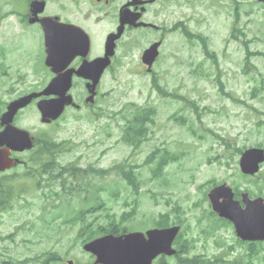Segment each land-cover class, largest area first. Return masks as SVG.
Listing matches in <instances>:
<instances>
[{"label": "rangeland", "instance_id": "1", "mask_svg": "<svg viewBox=\"0 0 264 264\" xmlns=\"http://www.w3.org/2000/svg\"><path fill=\"white\" fill-rule=\"evenodd\" d=\"M198 1V23H206L195 25L193 21L190 28L206 35L214 28L220 38H225L223 44H212L219 52L225 47V52L218 58L219 64L207 58L202 46H183L181 38L173 34L168 37L165 59L159 64L158 74L153 77L139 71L134 65L139 62L136 49H123L124 56L115 67L114 74L108 75L102 86L105 96L96 112H104L105 116L100 120L88 118L80 121L72 118L60 125L48 126L41 122L34 105L21 112L17 120L21 128L29 130L34 136L44 131L54 135L57 140L74 143L69 152L59 156L58 162L62 166L110 169L124 162L142 165L136 170L141 182L138 196L133 194L132 187L115 170L103 178L94 179L101 187L100 197L107 202L108 210L97 215L102 225L107 224L109 219L121 221L127 216L126 213L131 214L134 200L138 208L128 223L132 222L135 228L151 226L154 217L171 211L178 204L186 212L184 216L191 227L189 239H198L191 252L192 257L203 255L213 259L228 252L231 246L235 250L230 256L235 259L245 253V248L237 241L232 227L219 226L214 231L210 230V226L225 225V222L217 215L208 216L211 209L204 193L211 190L216 182L231 187L236 182L241 190H255V179L252 178L253 182L245 181L246 176L241 175V155L234 148L228 150L218 138L230 140L236 149L257 148L258 144L264 149V56H253L250 65L241 43L229 40L228 33L214 27L216 20L212 16L211 4L218 0ZM27 2L0 0V46L5 45L1 55H6L0 63L4 64L9 74L7 77L0 74V98L4 99L3 103L14 91L18 93L11 100L27 91V86L22 83L25 79L27 83L34 82L33 86L41 88L48 78L47 73L43 72H47V69L42 62L39 67L43 70L36 67L35 74L31 72L23 62L25 51L20 46L28 50L34 48V54H42L43 41L38 34L31 37L23 33L26 30L19 23L17 15L9 16L24 9ZM219 2L233 4L231 0ZM249 2L248 8L252 9L253 14L248 17L247 36L252 38L258 35L261 41L254 42L252 47L264 51V26L260 25L264 23V11L254 0ZM59 6L60 3L53 2L49 9L57 12L62 8ZM252 33L256 35L251 37ZM154 79L159 80L163 92L182 95L184 102L174 96H161L153 88ZM220 83L235 99L221 92L224 88ZM189 100L188 107L186 104ZM148 105L157 109L154 123L150 124L149 140L134 151L133 147L122 141L125 119L119 110L125 107L128 114ZM163 146L177 155L178 162L169 163L165 176L158 178L153 174L154 165H146L144 161L149 155H153L156 161L158 150ZM30 172V165L10 172L14 180L13 183L9 181L7 187H12L13 198L9 204L0 207V264H40L50 253H57L62 258V262L51 264H68L69 260L74 264H94V257L83 250L82 240L85 237L80 233V226L72 227L65 223V217H71L73 208L78 207L79 198L71 199L69 210L54 211L51 201L44 196V193L51 195V189L37 187L38 179L27 177ZM260 173L264 174V166ZM208 184L207 188L203 187ZM24 186L26 192H22ZM52 190L60 191V188L55 186ZM200 217L203 219L197 223ZM201 231L207 233L208 238L201 235ZM171 263L176 264V261L172 260Z\"/></svg>", "mask_w": 264, "mask_h": 264}, {"label": "flooded vegetation", "instance_id": "2", "mask_svg": "<svg viewBox=\"0 0 264 264\" xmlns=\"http://www.w3.org/2000/svg\"><path fill=\"white\" fill-rule=\"evenodd\" d=\"M33 1L35 0H30V3L28 6H26L25 10L30 7V4ZM46 1L51 4L56 0ZM231 1L233 4L219 2V0L213 1L211 4L212 16L216 20L214 27H218L221 29V31L228 33L229 40L240 42L246 56L250 52L260 53L257 49L252 47V44L254 42H260L261 38H259L258 35L256 37H252V35H256L254 33L251 34L252 38H248L247 36L246 28L248 25V17L253 14L252 9L249 10L248 8L250 5L249 0ZM254 3L259 4L261 6V10L264 11L263 0H254ZM199 5L200 3L198 0H67V4H65V6L57 13L53 12L52 10L48 11L47 9L43 14L39 15L40 19L44 17L58 18L59 23L78 26L82 28L87 34V36L82 34L83 42L85 44L82 45L78 43L77 50L79 51V54L72 61H70L63 70V72H73L72 86L68 94L73 97L75 102V105L65 108L63 114L64 118L69 116L70 113H78L83 115L95 113L98 102H100L105 96L101 91L103 79H101L99 85L96 88L97 94L93 99L94 103H91L92 99L90 90L93 88L96 77H80L76 74V71H78L84 64H90L99 58L105 57L107 54V40L109 36L118 34L120 30H122L120 36L116 40V54L111 58V64L104 74L108 73L112 75L115 72V67L119 64L121 58L124 56L123 49H136L138 51L139 58L141 59L144 52L154 45H158L159 51V57L153 67L155 72H157L160 61L167 53L168 37L173 34L181 38L184 43L183 46L196 45L200 47H208L210 57L216 58L217 56V58H219L220 54L225 52V47L223 46L221 52H219L212 44H223L226 42L225 38H220V34H218L214 28L208 35L196 33L190 28L191 22L193 21L195 25H202L206 23H198L196 13ZM175 16L176 18L173 19ZM22 18L24 19L26 25L31 19V14L25 11L24 15H22ZM260 25L264 26V23ZM32 27L36 29V34L38 32H43L40 23H35L32 25ZM87 41L88 48L86 45ZM192 42H195L196 44ZM24 64L28 65L31 72L35 74L36 58H33L30 55L29 59L25 58ZM137 65L139 69L147 70V67H145L141 61ZM48 72L50 75L48 78L49 83L55 77V75L51 73V70ZM8 75L9 74L7 72L2 74V76L6 77ZM22 83L23 85L27 86V90H32L31 88L34 87V82L29 81V83H27L26 79L22 81ZM16 93H18L17 90L10 94L9 99H7L5 103H3L4 99L0 98V123L1 117L6 112L9 103L28 94V92H26L23 95L11 100L12 96H14ZM18 116L19 115H17V117ZM17 117H15L13 124L19 127ZM5 128L6 125L1 126L0 124V132H3ZM0 152L4 155V159L8 155L12 160H19V164L16 167L0 173L1 203L6 197L4 188L6 187L7 193L9 195L10 187H7V183L9 181L13 183L12 180H14V177H11L10 172L21 167H26V165L29 164L30 152L15 151L8 148L6 145L0 146ZM259 175H261V173ZM254 187L257 189L259 194L257 197H251V195L250 197L264 198V179L262 177L255 179ZM161 214L165 215L161 218L165 219L164 221L161 220V228H168L176 226L175 223L178 221L175 220L177 217L174 216L180 214L185 215L186 213L163 212ZM172 218L174 220H172ZM167 223L171 225L167 226ZM111 225V233L115 235V222H113ZM185 225L186 222L183 223V226H181L182 230L187 228ZM228 225L233 226L232 223H229ZM117 233L119 232L117 231ZM125 233L126 232H120L117 234V236L123 235ZM191 241L194 243L197 242V240ZM243 246L250 248L248 251V257L251 260V264H258V260L263 258L261 253L264 251V242L244 241ZM174 247L178 249L180 256L183 258L185 256L184 252L186 250H191V248L194 247V244H191L188 240L182 239V236H178L174 242ZM166 258L165 256H162L156 261L158 264H166Z\"/></svg>", "mask_w": 264, "mask_h": 264}, {"label": "water", "instance_id": "3", "mask_svg": "<svg viewBox=\"0 0 264 264\" xmlns=\"http://www.w3.org/2000/svg\"><path fill=\"white\" fill-rule=\"evenodd\" d=\"M44 9V1H35L31 5V10L35 15L42 13ZM35 21L31 20V22ZM41 23L46 34V65L52 68L55 73H59L63 63V54H66L67 51L65 47H62V49L58 47V37L55 34L53 38L49 39L48 29L52 21L45 18L41 20ZM117 37L112 36L109 39L108 56L113 55L114 40ZM151 56L149 54L145 55V60L151 59L150 64L154 60V56L152 54ZM100 60L98 61V69L102 72L108 63L105 59ZM101 72L98 73L97 80H99ZM77 73L79 75L84 74L81 70ZM71 80L72 73H59L42 92L33 93L12 102L8 106L7 112L2 116L1 126L6 125V129L0 133V145H8L17 151L33 149L34 138L31 134L12 125L16 114L27 107L34 99L42 96L58 95V99L41 100L38 104L44 123H51L52 120H57L62 115L65 105L72 103L71 97L66 96L70 90ZM94 87L96 86L94 85ZM263 162V149H249L242 155L241 170L244 174L255 175L259 172L260 165ZM17 163L18 161H13L9 157L4 159V156L0 153V172L16 166ZM243 197V202L246 205L245 209H242L240 203L234 200L233 190L227 184L215 187L209 194L214 211L221 217L235 223L238 236L245 240H264V201L262 199L251 201L248 194H244ZM221 199L223 200L221 201ZM179 230V227H175L170 229H152L147 234L136 232L124 237L107 235L89 242L84 249L96 257L95 264H153V261L161 254L171 256L176 253L172 249V243ZM69 264H73V262L70 261Z\"/></svg>", "mask_w": 264, "mask_h": 264}, {"label": "trees", "instance_id": "4", "mask_svg": "<svg viewBox=\"0 0 264 264\" xmlns=\"http://www.w3.org/2000/svg\"><path fill=\"white\" fill-rule=\"evenodd\" d=\"M154 84L157 87V91L161 94L166 92L162 91L161 86L158 85V81L155 80ZM118 113H115L117 115ZM154 110H136L133 113H128L121 111L122 117L125 119V124L123 127L122 141L133 147L134 151H138L142 144L148 140V134L150 128L148 124L153 123L154 121ZM73 143L68 141H57L51 135L45 134L42 139H37V147L39 148L36 158L33 161L35 166L31 167V172L28 174L30 178L38 179L37 187H53L57 182H60L61 193L64 195L63 198L76 196L81 200L80 204L76 210H74V215L78 223L82 224L81 233L84 234L85 242L97 238L98 236L111 233L112 225L111 220H108L107 224L97 226L95 214L97 212L108 210L106 206V201L100 197V186H98L94 179L97 177H105L115 170L121 179L128 184L129 187H132L133 194L138 196L141 190V182L138 179V170L141 168L138 164H131L124 162L117 164L114 167L104 170L98 169L91 166L90 168H81L77 166H68L63 167L59 164L58 158L61 154L69 151ZM159 156L154 161L153 155L148 156L144 164L155 166V172L158 177L164 175V170L166 165L170 163V160L177 159V155L168 149H159ZM34 172V175L32 174ZM47 177V178H46ZM59 196V195H57ZM136 200L133 201L132 212L137 211ZM172 211L181 210V206L176 204L171 208ZM109 213V212H108ZM66 218V217H65ZM130 218V217H129ZM129 218L124 217L120 224H115V234L120 232H127L129 226H127V221ZM116 220V218H115ZM157 219H153L152 222H156ZM180 222L181 219H178ZM67 221V220H66ZM145 225V224H141ZM135 230V227L130 229V231ZM117 231L119 233H117ZM195 257L191 263L188 264H245L243 259L235 258L234 260L218 259L214 262L205 261L197 259ZM61 256L57 253H50L43 259L40 264H51L53 262L60 261ZM187 264V263H186Z\"/></svg>", "mask_w": 264, "mask_h": 264}]
</instances>
